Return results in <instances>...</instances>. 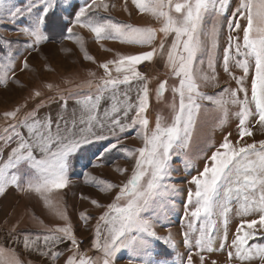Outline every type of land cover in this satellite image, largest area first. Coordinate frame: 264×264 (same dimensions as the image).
<instances>
[{"label": "snow or ice", "instance_id": "snow-or-ice-1", "mask_svg": "<svg viewBox=\"0 0 264 264\" xmlns=\"http://www.w3.org/2000/svg\"><path fill=\"white\" fill-rule=\"evenodd\" d=\"M230 2L131 0L139 14L159 25L140 27L101 15L115 7L107 0H84L82 4L61 0L59 8L57 0H28L24 7L0 0V23L16 24L17 18L26 19L14 31L24 38L28 55L39 52L41 46L57 43L59 38L61 43L71 40L84 60L96 63L84 37L73 33L77 27L91 33L105 52L112 50L104 47L103 41L150 49L134 54L117 52L114 58L98 64L103 69L102 76L89 70L90 78L74 87L44 85L48 91L56 92L49 99L61 102L55 115L39 114L41 108L48 107L43 100L22 117L20 113L27 104L3 113L5 121L12 123L3 128L0 142L2 147L15 146L6 160L0 155V196L11 189L34 196L49 216L63 224L48 226L33 213L31 220L42 231L18 230L27 213L22 214L0 236V264H26L24 256L39 258L27 264H56L65 252L71 254L63 264H118L120 260L124 264H217L216 260H208L217 252H226L224 264H264V139L251 143L245 140L253 136L252 129L257 125L264 132V0H238L229 14ZM127 4L128 0H124L125 12H129ZM225 26L227 46L220 66L236 87L208 94L202 87H220L216 52ZM158 34L163 38L156 45ZM19 44V40L0 36V46L7 50L0 62V86L5 89L10 83L23 87L15 79L16 57L12 53ZM157 58L163 61L166 78L156 86L155 97L160 101L170 91V119L165 121L158 114L150 127L146 114L151 81L138 66ZM234 68L241 75L237 76ZM25 70H31L27 56L21 62V71ZM63 83L72 85L74 81L65 77ZM41 95L38 90L33 92V98ZM69 100L74 101L71 111ZM229 105L238 109L232 113L238 121L237 139L233 143L231 133L224 136L211 155L205 156L203 169L189 181L195 187L189 189L184 205L182 254L170 227L167 236L158 232L167 226L175 209L173 197L178 194L171 182V160L190 147L202 114L220 113L216 126L222 128L228 120ZM130 132L134 136L126 135ZM129 138L139 139L141 146L122 147ZM95 141L105 143L99 145L98 153H92L96 159H89L91 167H101L100 161L110 159L133 163L130 175L119 184L84 173L85 183L110 197L108 203L81 197L90 199L101 210L96 217L86 212L79 214L85 227L92 219L96 221L89 249L96 255L89 256L80 250L82 241L74 232L63 190L71 184L69 172L74 158ZM115 170L121 176L129 171L122 167ZM233 207L240 222L229 243ZM249 216L258 218L244 219ZM3 223L8 225V219ZM64 244L69 247L61 250ZM160 244L165 251L158 250Z\"/></svg>", "mask_w": 264, "mask_h": 264}, {"label": "rangeland", "instance_id": "rangeland-1", "mask_svg": "<svg viewBox=\"0 0 264 264\" xmlns=\"http://www.w3.org/2000/svg\"><path fill=\"white\" fill-rule=\"evenodd\" d=\"M13 4L19 7H24L28 0H11ZM61 0H57V5L59 8ZM84 0H76L77 4H82ZM107 2L110 5H115L114 8H110L108 13H101V15L104 16H110L114 18L116 21L124 22L123 19H121V15H128L129 12L132 14L133 8L132 6L127 4V7L129 8V12H125L121 5L122 3L116 1V0H107ZM238 0H231L230 6H229V14L234 8L236 7ZM124 5V4H123ZM57 9H54L56 11ZM118 15L120 17H118ZM132 20L136 21V19L132 16ZM26 23V19L24 18H17V23L12 24L8 22L0 23V36H3L5 39L10 41H21V44L18 46L13 47L12 53L13 56L16 57L15 59V79L19 82L20 85H23V87H18L16 84L10 83L8 88L5 89L2 86H0V135H3V128L6 127L8 124L12 123L11 120L5 121L3 118V113L6 111H11L15 109L17 106H22L24 104H27L26 108H22V111L20 113V116L22 117L24 112L30 111L33 107H35L37 104H39L42 100L46 101L47 104L51 103L53 100H50L49 97L56 96L55 91H48L44 85L46 84H52V85H59L62 89H66L69 86L74 87L76 83H79L81 81L87 80L90 77H88V71H94L97 74V77L103 75V69H100L98 67V64L105 62L106 60L114 58L115 54L117 52L122 54L130 53V51H126V48H123L117 46L118 42L113 41H103V45L106 48L111 49L110 52H105L101 48L99 44L95 43L94 37L91 33L87 32L84 29H80L79 27L73 29L74 34H78L82 37H84V40L86 42V48L96 63H92L90 61H86L83 59L82 53H80L78 47L76 44H74L71 40L64 39L62 43L60 42L58 38V42L54 44H47L44 46H41V50L39 52H32L31 55H28L27 52L24 51L23 46V40L24 38L14 31L15 28H17L20 24ZM127 23V22H125ZM141 26H153V27H159V25L149 16H146L143 18V21L138 22ZM243 24L244 21H241ZM160 37L157 35L158 44L160 40L163 38L162 34H159ZM235 35V33H234ZM242 36V33H240ZM227 30L226 26L221 30L220 37H219V45L216 52L217 57V73H218V80L220 87L219 88H213L211 86L208 87H202V91L208 93V94H215L216 92H219L221 88L223 87H234L235 82L230 80V77L224 73L223 68L220 66L222 62V56H223V50L227 46ZM171 37H169V40ZM156 44V45H158ZM61 48H67L71 49V52L63 53L60 51ZM146 50V48H145ZM140 51V50H139ZM7 55V50L3 49L2 46H0V62H3V57ZM27 56L28 63L30 65L31 70H25L21 71V62L24 59V57ZM46 58V59H45ZM157 67V68H156ZM51 70H48V69ZM139 70L142 72V74L145 75V77L149 80L154 79L153 82L162 81L161 79H165L166 76L164 75L165 69L163 68V61L159 58L155 59L152 63L145 62L144 64H141L139 66ZM204 68L206 70L207 66L206 63L204 65ZM233 72L239 76L241 75V72L238 69H233ZM70 78L74 81L72 85H66L63 83V78ZM155 83L150 87L151 95H150V107L147 112V117L150 120V127L154 126L156 116L159 114L161 115L165 121L170 119V109L168 107V104L171 102V93L166 92L164 96L161 98L160 101L156 100L155 97ZM172 81H169V84H171ZM35 90H38L42 93L40 97L33 98V92ZM86 91V89L84 90ZM65 95H67V92H65ZM211 107V105H209ZM162 108V111L160 109ZM53 113H56L55 111ZM212 116V121L214 124H211L207 128H201L197 127L196 132L193 135L190 147L185 151L182 152L179 155H174L171 160V165L173 169L172 173V179L171 182L174 183L178 189V194L173 197L175 201V209L170 214V219L167 223L166 227H162L158 229V232L161 236H167L168 235V229L170 227L172 236L178 246V251L180 253H184L185 249L183 247V227L182 222L184 220L183 213H184V205L187 200V193L189 189L194 190V185L190 184L189 181L192 179L193 176H196L199 170L203 169L204 163H205V156H209L211 154V151L213 152L216 147L220 145V143L223 141L224 136L227 135V133L220 134L217 132V130L220 127H217V118L220 116V113L209 114ZM202 123V122H200ZM199 123V124H200ZM257 130H259V126H256ZM201 128V129H200ZM200 129V131H199ZM129 135L128 133H126ZM261 132V136L256 135L255 138L247 137L245 140H247L249 143H251L253 140H256L257 138L264 139V134ZM134 136V132H132L131 135ZM230 139V138H229ZM259 139V140H261ZM231 140V139H230ZM2 143V142H0ZM217 144V146H216ZM122 147L126 146L128 148H136L141 146V141L139 139L135 138H129L125 139ZM93 149V147H92ZM122 155V154H121ZM91 157V156H90ZM7 159V157H6ZM116 161H119L114 164ZM190 162V163H189ZM132 161L124 160V159H110L105 160V164L110 165V168L101 170V171H94L98 175L104 176V177H97L99 179L107 180L112 183H121L124 181L127 176L130 175L131 172V166ZM186 163L188 164L186 168ZM201 163V164H199ZM83 165L80 164V171L76 175L81 179L79 180L80 187L79 190L82 191V194L89 197L90 199H97L98 201L102 203H108L110 202V197H106L103 194L99 193L97 189L87 183H85L84 180V173L90 172L92 176L93 170L87 169L86 167H82ZM117 167L122 168H128L129 171L124 174V176H121L119 173L116 172ZM74 168H76L74 164ZM92 168V167H91ZM92 171V172H91ZM118 191V189L114 190ZM113 192V195H114ZM81 194V195H82ZM75 197V196H73ZM64 199H66L64 197ZM77 198H73L72 201L76 200ZM80 200V208L79 211L76 212V207L73 209V217L75 220H71L72 226H78V213L80 212H86V213H93L94 217L98 216L100 214L101 210L96 209L91 203L90 199L85 200L82 198H79ZM65 201V200H64ZM88 203H87V202ZM67 205V204H66ZM68 206V205H67ZM34 210L36 208H28V210ZM235 211V207H234ZM26 212L28 213L27 209ZM34 213V211H32ZM31 214V213H30ZM28 214L30 217L31 215ZM36 215V213H34ZM231 214L234 216L231 220ZM38 215V214H37ZM36 215V216H37ZM253 216L245 217L244 219H251ZM258 218V217H253ZM50 221V220H48ZM238 217L235 216L234 213H230V224H229V243L231 242L233 238V234L235 232V229L239 223ZM92 222H96L93 220ZM33 225L38 226L37 224L33 223ZM259 226V225H257ZM258 228V227H257ZM77 237L82 241L81 243V249L82 250H89L91 247V228L88 229H80L75 228L74 229ZM158 250L165 251L166 248L164 245L160 244ZM170 251V250H168ZM93 254H96L95 252ZM226 259V252L224 253H213L208 256V260H216L217 264H224ZM122 262L121 264H124L123 260H120ZM253 264H259V261H253Z\"/></svg>", "mask_w": 264, "mask_h": 264}, {"label": "crops", "instance_id": "crops-1", "mask_svg": "<svg viewBox=\"0 0 264 264\" xmlns=\"http://www.w3.org/2000/svg\"><path fill=\"white\" fill-rule=\"evenodd\" d=\"M116 1L122 3L121 8L124 10V8H123L124 0H116ZM128 3L133 8L132 14L131 15H129V14L128 15H121L120 14L121 19H123L124 22L131 23V24L136 25V26L148 27V26H141L140 23H138L140 21H143V18H145L147 15L139 14L138 11L135 9V7L132 5L131 0H128ZM120 16L118 15V17H120ZM132 16L136 19V21L131 19ZM151 27H153V26H151ZM158 36L160 37L159 34H158ZM155 44H158V41H156ZM117 46H119L120 49H121V47L126 48L127 49L126 51H130L131 50L130 53H133V54L141 52V51L150 50L148 48H146V50H145V49H140L138 47H131V46H126V45H121L119 43L117 44ZM139 66H138V70L140 69ZM148 80H149V78H148ZM153 80L154 79H150L151 83H150L149 87H151L153 85V83H155V82H153ZM161 80H163V79H161ZM159 82L160 81L155 83V87L158 85ZM235 87L236 86H234L232 88H235ZM86 91H87V89H86ZM132 96H133V99H134L135 98V91L132 92ZM60 103L61 102L59 100H53L51 103L48 104V107L41 108L39 114L40 115H44L45 113L51 112L53 115H55V113H53V112L54 111L56 112V110L58 109ZM73 106H74V101L69 100V102H68L69 111H71ZM237 110H238L237 108L229 105L228 120H227V122L224 124V126L222 128L220 127L217 130V132H219L220 134L221 133L222 134L227 133V135H228L229 133H231L229 138L233 141V143H235V140L237 139V134H238L237 123H238V121L232 115V113H234ZM160 111H162V108L160 109ZM215 113L216 112H213L211 114H213V116H214ZM200 122H202V123L197 125L198 128L199 127L207 128L211 124H214L213 121H212V116H210V115L205 116V115L202 114ZM256 128L257 127H254L252 129L253 138H255L256 135L261 136L259 134H261L262 131L257 130ZM200 129H199V131H200ZM262 133L264 134V132H262ZM128 134L131 135L132 132H130ZM246 138L247 137H245V139ZM259 139H261V138H257L256 141H259ZM102 143H105V142L104 141H95L93 143V145L86 146V148L88 150L86 152H84L82 155H78L73 160V166H72V169L69 172V177H70V180H71V184L69 185V187L67 189H65L63 191L65 193L64 197L66 198V199H64L65 200V204L68 205V206L66 205L67 212H68L69 218L74 221V225H75V220H74V217H73V215H74L73 214L74 213L73 209L76 207V212L79 211V208H80V201H79L80 199L79 198H81L82 196H85L84 194H82V191L78 189L80 187V184L78 182L81 179L78 177V175H76V173L78 174L79 173L78 171H80V169H81L80 164L83 165L82 167H84V168L86 167V170L90 169V170H93V172L94 171H101V170L110 168V165L105 164V160L100 161L102 166L101 167H96V168H93V167L91 168V164L89 163V159H91L92 161H95L96 157L93 156L92 153H98L99 145L102 144ZM14 146L15 145L13 144L11 147H14ZM216 146H217V144H216ZM11 147H2V143H0V155H2V159L3 160H6V157H8V154L11 151ZM92 147H93V149H92ZM211 153H212V151H211ZM0 162H2V160H0ZM117 162H119V161H116L114 164H119ZM74 164H75L76 168H74ZM199 164H201V163H199ZM93 175L97 176V177H104V176L98 175L95 172L93 173ZM73 196H75V197H73ZM73 198H77V199L72 201ZM31 207L33 209L36 208V209H34L32 211H34V213H36V215L38 214L37 216L36 215L35 216L38 217L40 220H43L46 225L55 226V225H62L63 224L62 221L56 220V219L52 218L51 216H49L47 214L46 210L44 209V207L42 205V202L39 201L36 197L28 196V195H25L24 193L17 192L15 189H11L4 196H0V236H3L4 233L7 231V227L10 226L12 223H15L16 220L18 218H20L22 214L27 213L26 209H27L28 213L26 215H24V221L21 224L20 229H18V230H31L33 232L42 231V229H40L39 226L33 225L34 222L31 220V216L30 217L28 216V214H30V213H31L30 215L33 214L30 209L28 210V208H31ZM234 212L235 211H234V207H233L232 213H234ZM78 214H80V212ZM87 214L92 216V217H94L93 213H87ZM5 218L8 219V225H4V223H3ZM232 218H234V216H232V214H231V220H232ZM238 219L240 220L239 217H238ZM251 219H253V217H251ZM251 219H245V220H251ZM48 220H50V221H48ZM93 220H95V219H92L89 222V225L87 227H85L82 224V222L80 221L79 215H78V222H80V223H78V226H74L73 229H75L77 227V228H80V229H85L86 228V229L89 230L95 224V222H92ZM256 227L259 228V226H256ZM74 232H75V230H74ZM75 234H76V232H75ZM76 237H77V234H76ZM78 237H77V239L80 240ZM67 247H69V245L68 244H64V245L60 246V249L61 250L62 249H66ZM80 250L82 252H87V254L89 256L96 255V254H93L94 251H90L88 249L87 250H82L81 249V244H80ZM70 254L71 253L65 252L64 256H62L60 258V260H58L56 262V264H63L64 259L67 257V255H70ZM23 258L25 259L26 264H27L28 260H33V261L39 260L38 257L24 256ZM121 263L122 262L118 261V264H121ZM40 264H48V262L47 261H40Z\"/></svg>", "mask_w": 264, "mask_h": 264}]
</instances>
